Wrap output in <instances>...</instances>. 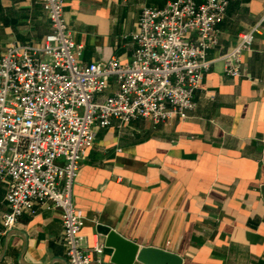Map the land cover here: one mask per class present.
Returning <instances> with one entry per match:
<instances>
[{"label":"crops","instance_id":"0c3cea01","mask_svg":"<svg viewBox=\"0 0 264 264\" xmlns=\"http://www.w3.org/2000/svg\"><path fill=\"white\" fill-rule=\"evenodd\" d=\"M174 1L64 0L65 17L84 64L128 63L143 10ZM263 18L264 0H230L209 54L216 62L188 120L96 128L74 187L89 247L104 245L95 233L102 224L183 264H264V22L244 55L243 77H228L221 60ZM51 32L42 0H0V59L11 45H36ZM115 91L112 80L106 95ZM7 188L0 181V264H69L60 211L4 227ZM113 257L105 247L104 264H118Z\"/></svg>","mask_w":264,"mask_h":264},{"label":"built area","instance_id":"2783aa9c","mask_svg":"<svg viewBox=\"0 0 264 264\" xmlns=\"http://www.w3.org/2000/svg\"><path fill=\"white\" fill-rule=\"evenodd\" d=\"M52 32L36 45H11L0 59V181L7 183L6 229L40 210L61 212L69 264H104L105 245L89 247L84 214L74 187L96 128L113 120L154 125L186 121L197 108L196 93L216 62L219 26L230 0H177L164 9L145 8L131 34L130 62L83 63L65 17L64 0H42ZM262 21L221 60L228 77L245 75L244 55ZM116 91L106 93L111 81Z\"/></svg>","mask_w":264,"mask_h":264},{"label":"water","instance_id":"95a60500","mask_svg":"<svg viewBox=\"0 0 264 264\" xmlns=\"http://www.w3.org/2000/svg\"><path fill=\"white\" fill-rule=\"evenodd\" d=\"M95 233L104 239L105 247L114 250V263L183 264L181 256L163 249L141 248L109 226L97 225Z\"/></svg>","mask_w":264,"mask_h":264}]
</instances>
